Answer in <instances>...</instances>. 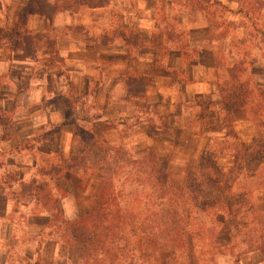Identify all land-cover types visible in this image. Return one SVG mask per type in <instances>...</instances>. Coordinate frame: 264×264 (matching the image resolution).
Returning a JSON list of instances; mask_svg holds the SVG:
<instances>
[{
    "label": "crops",
    "instance_id": "0c3cea01",
    "mask_svg": "<svg viewBox=\"0 0 264 264\" xmlns=\"http://www.w3.org/2000/svg\"><path fill=\"white\" fill-rule=\"evenodd\" d=\"M194 1L202 14L213 3ZM178 3L0 0V254L26 236L29 252L40 245L35 264H54L57 244L44 230L57 213L88 215L94 193L73 173L55 181L52 168L80 156L87 136L133 154L153 149L178 182L213 143L215 162L233 164L227 130L239 144L253 124L221 89L207 11L197 21Z\"/></svg>",
    "mask_w": 264,
    "mask_h": 264
},
{
    "label": "trees",
    "instance_id": "16d2710c",
    "mask_svg": "<svg viewBox=\"0 0 264 264\" xmlns=\"http://www.w3.org/2000/svg\"><path fill=\"white\" fill-rule=\"evenodd\" d=\"M215 3L225 12L232 13L213 0ZM262 35L264 37V32ZM246 101L242 104L252 107L253 104ZM262 152L258 146L245 152L247 156L254 154V158L260 156L246 175L249 181L264 170ZM207 156L208 152L203 159L210 161L206 174L187 173L179 185L170 180L167 169L158 161L153 149L133 154L123 148H106L95 137L87 136L80 156L61 158L60 165L52 168L55 181L64 173H73L83 182L90 179L98 182L88 215L65 221L56 214L52 228L56 230L54 240L59 254L71 264H134L135 261L154 260L152 257L168 248L177 252L187 245L194 247V241L207 239L208 231L212 229V223L211 229H207V219L224 211V208H217V202L209 203L205 197L202 181L213 182L210 172L222 176L215 160ZM238 162L239 155L235 152V173ZM202 167L199 166L200 171ZM215 185L219 184L216 182ZM247 199L245 191L237 206L245 207ZM231 209L230 205L229 211ZM258 250L264 264L263 243Z\"/></svg>",
    "mask_w": 264,
    "mask_h": 264
},
{
    "label": "rangeland",
    "instance_id": "374dc122",
    "mask_svg": "<svg viewBox=\"0 0 264 264\" xmlns=\"http://www.w3.org/2000/svg\"><path fill=\"white\" fill-rule=\"evenodd\" d=\"M232 2L237 7H233L235 11L231 14L225 12L216 3L207 5V10L203 14L194 12L196 8L203 9L194 0H179L177 6L185 13L194 12V18L197 21L202 20L201 15L205 17L207 11L206 19L211 28L212 47L218 57L217 69L221 89L228 98L242 102L247 100L246 103L253 104L250 108L246 106L249 121L253 124L252 131L248 133V139L239 143L240 145L236 144L233 140V133L227 130L229 135L227 146L231 152H237L239 155L237 172L235 173L234 161L232 164L216 160V163L218 164L217 161H219L222 166L221 169H225L224 176L210 172L213 182L202 181L201 183L200 181L204 185L206 200L209 203L217 202V208H224V211L213 219H207V229H211L210 223H212L211 232L208 231L207 239L194 241V247L184 245L185 248L177 252H171L168 248L152 257L154 260L135 261L134 264H263V257L258 249L261 243L264 244V170L254 180L249 181L246 175L257 164L260 156L254 158V154L247 156L245 152L251 147L258 146L262 148L264 154V37L262 35L264 32V0H232ZM217 3L221 4L218 1ZM252 6L259 10L251 9ZM248 9L252 11L249 13ZM240 10H242L241 13H238ZM246 12L248 16L245 15ZM225 126H227L226 122ZM220 149L218 144L213 143L207 156L208 159L210 157L216 159ZM161 164L164 166L165 160ZM209 164L210 161L207 159L189 164L188 167L191 168L187 167L186 174H206L205 170ZM201 165L203 167L200 171L199 166ZM53 166L55 165L49 164L48 168L51 169ZM240 173L243 175H239ZM168 175L170 180L176 184L180 185L184 181L178 182L173 175L169 173ZM233 176L237 178L233 179ZM214 182L219 185L216 186ZM97 185L98 182L95 179L88 181V187L90 190L93 189V193ZM47 186L52 188L53 183L48 182ZM228 187V191L225 190ZM245 191L248 193V204L241 209L237 204L239 197ZM54 193H50L52 198L48 200L52 202L51 204L57 196ZM38 195L42 197L43 203L46 202L47 191L40 192ZM230 205L232 211H229ZM15 209L18 208L15 207ZM55 216H52L50 225L42 234L43 237L53 240L57 238L56 230L52 228ZM21 231L23 233L25 230L21 228ZM28 242L29 238L23 236L11 253L7 252L9 251L7 247H12L13 244L10 242L8 246L7 242L3 243L6 248L1 250L4 253L0 254V264H35V254L39 255L40 245L31 253L29 249L27 250ZM56 246L57 259L54 264H71L59 254V247ZM37 261L39 262L38 259Z\"/></svg>",
    "mask_w": 264,
    "mask_h": 264
}]
</instances>
